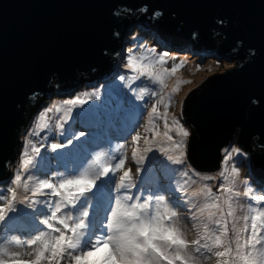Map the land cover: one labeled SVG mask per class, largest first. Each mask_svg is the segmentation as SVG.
I'll return each mask as SVG.
<instances>
[{
  "label": "water",
  "instance_id": "1",
  "mask_svg": "<svg viewBox=\"0 0 264 264\" xmlns=\"http://www.w3.org/2000/svg\"><path fill=\"white\" fill-rule=\"evenodd\" d=\"M138 19H157L172 51L225 69L183 102L190 168L214 173L228 146L241 147L264 190V0H0V188L41 111L119 72Z\"/></svg>",
  "mask_w": 264,
  "mask_h": 264
},
{
  "label": "snow or ice",
  "instance_id": "2",
  "mask_svg": "<svg viewBox=\"0 0 264 264\" xmlns=\"http://www.w3.org/2000/svg\"><path fill=\"white\" fill-rule=\"evenodd\" d=\"M143 10L147 11V6ZM155 15L161 14L157 12ZM165 63L164 56L150 59L145 55H129L126 68L133 75L120 77L122 81L132 82L129 89L136 100H142L149 94L159 96L152 104L149 120L144 126L145 133H151V136L141 137L137 132L131 139L135 177L131 168L126 167L127 153L110 158L106 155L104 159H95L89 164L92 157L86 146L96 135L91 131H80L78 134L69 131L65 136L66 143L51 144L53 151L68 148L70 155L80 158L69 172V178L61 177L58 182L40 179L30 189L28 181L34 178L28 175L25 179L22 173L36 167L35 157L40 156V148H31L35 156L30 155L27 149L22 153L20 170L12 181L15 187L7 190L8 195L0 194V224L17 219L31 227L28 217L32 214L25 208L34 209L35 204L44 203L47 211L40 210L43 218L39 224L47 231H41L27 242L26 247L30 251L0 248V264H206L209 258H214L215 264H264V195L252 194L250 189L243 193L237 191L235 177L238 176V169L235 167L230 175L223 171L220 173L225 182L219 185L216 192L207 184L191 192V197L202 195L205 198V202L199 205L189 200L182 203L181 198L175 195L177 191H184L183 185L179 189L171 186L175 169H172L170 177L171 201L155 191L146 196L133 194V189L139 193L158 171L152 168L155 157L149 153L159 152L171 164H185L184 145L189 132L178 118L172 117L169 123L167 109L172 94L179 92L180 86L190 81L178 80L167 97L150 91L148 87H132L144 78L158 85L163 92L166 80L184 66V61H181L169 69L163 67ZM129 102L134 104L127 93L122 96L117 94L114 100L84 109L78 113V118L89 127L127 121L133 110L124 107ZM85 103L87 101L78 96L63 101V108L53 105L47 111L55 109L70 117L75 106ZM161 104L165 109L163 113L159 112ZM39 120L45 123L41 125L38 122V127H48L46 113H42ZM157 120L163 121V132L159 131ZM63 123L57 126L63 128ZM173 132L180 139H176ZM83 137L88 139L82 140ZM142 138L145 146L141 149L139 141ZM28 143L31 144V141ZM224 151L225 164L231 159V152L242 154L240 149L235 148L231 152L228 149ZM182 176L191 179L187 171H183ZM188 179H185V184ZM202 179L213 177L203 176ZM21 186L25 191L30 190L33 197L44 195L52 199L42 202L25 196L17 200V189ZM241 195L255 202L256 206L239 204L237 198ZM17 203L25 205V208L18 211ZM184 204H191L188 209L191 215L186 219L193 222L191 229L195 238L192 240L187 238V224L178 211ZM240 210L244 213L242 216L237 215Z\"/></svg>",
  "mask_w": 264,
  "mask_h": 264
},
{
  "label": "rangeland",
  "instance_id": "3",
  "mask_svg": "<svg viewBox=\"0 0 264 264\" xmlns=\"http://www.w3.org/2000/svg\"><path fill=\"white\" fill-rule=\"evenodd\" d=\"M127 45L124 47V50ZM142 49H139L138 52L135 54L136 56L145 55L148 56L150 59L158 58L160 56H164L166 63L163 67L171 68L173 64H178L181 61H184V66L174 75L166 80V87L163 89V92H160V88L158 85L152 84L149 80L142 78L141 81H136L132 84L133 88L139 87H148L150 91H157L160 95L167 97L168 93L172 92L173 87L176 86L178 80L182 79L185 81H190L189 83H184L180 86L179 92L172 94V100L168 106V113H169V123H171L172 117L178 118L180 123L184 126V128L189 132L188 137L185 139V164L177 165L171 164L170 162L166 161V157L161 155L159 152L149 153L150 156H154L155 159L152 161V168L161 171L160 174L156 173L155 178L152 181L146 182L143 188H141L140 192L137 193L136 189H133V194H140L141 196H146L150 192L149 187H152L157 194L165 195L166 200L171 201L173 199V195L170 190V177L173 175L172 169H175L177 172L175 173V179L171 180V186L176 187L177 189L180 188V185L184 186V191H177L175 194L181 198V202L183 203L185 200L191 201L192 204H201L205 202V198L201 195L199 197H191V192L197 191L198 186L203 187L207 184L209 187L213 189V192L217 191V188L220 184L224 183L225 181L220 176V173L223 171L226 175L231 174V169L235 167L238 169V176L235 177V180H238V184L236 183V190L243 193L245 190L250 189L252 194L255 195H264V190L261 192H257L255 188L251 185V181L249 179V164H248V155L244 152L241 147H227L231 152V149H240L241 153L238 155L235 152H231V159L228 160L227 164L224 162V157L226 155L225 151L222 154V160L220 163L219 170L215 171L214 173H208L204 176L213 177L210 180H203L202 177L196 172H194L190 166L187 159L188 156V146H189V136H190V128L183 122L181 109L183 102L185 99L199 86L205 84L211 77L224 74L225 69L221 67L217 62L210 61L199 63V57L196 55H183L180 56L172 55L169 56L167 53H159L158 55H149L146 54ZM204 57V56H203ZM123 70L126 73H119L116 75L117 78L114 77L113 82L109 85L104 87L97 85L75 97H81L85 99L87 103L83 105H78L73 108L70 117L63 116L62 112H57L55 109L51 112L46 110L41 111L34 119L21 154L16 161L14 167L11 170V178L6 179V182L3 187L0 188V194L8 195L7 190L9 188L15 187L12 181L15 178V175L20 170V161L22 153L27 149L30 155L35 156L34 153H31V148L33 146L40 148V156H36V167L32 168L30 172L22 173L25 179H27L28 175L33 176V180H29V188L31 189L35 185H33L32 181H38L40 179H47L52 182H58V180L63 178H69V172L72 170L74 163L79 162V157L70 155L68 148H61L53 151L51 149V144L53 143H66L65 136L71 131L72 133H79L80 131L85 132H93L95 133V137L91 139L90 144L86 146V151L90 152L91 157L95 159H104L107 155L109 158L111 156H120L125 153L128 155V160L126 167H130L132 170V174L135 177L136 174V164L132 161L131 158V139L132 136L135 135L137 132L140 133L141 137L145 135L151 136V133H145L144 126L147 124L149 120L148 113L151 110L152 104L155 103L159 96L153 97L150 94L145 95L144 99L136 100L133 96V92L129 89V84L132 83L131 81L125 82L120 80L121 76H132L133 73L130 72L128 68H126V64L123 65ZM111 79L106 80L109 82ZM127 93L128 97H132L134 100V104L129 102L125 104V108L131 107L133 110L128 116V120H120L118 122L113 121L112 123H105L101 126L93 125L89 127L88 125L82 123V121L78 118V113L82 112L84 109H88L90 106H96L103 104L106 100H114L117 96L123 95ZM75 97L71 98L74 99ZM69 100V99H68ZM165 102H168L165 100ZM61 108L64 107L63 102L58 104ZM139 106V107H136ZM52 108V107H51ZM165 111L163 104L159 105V112L163 113ZM42 113H46L47 116V128L38 127V122L43 125L45 121H40L39 118ZM66 120L67 123H63ZM63 123V128L58 127L57 125ZM156 124L158 125L159 131H164V124L162 120H157ZM133 125L135 127L133 128ZM172 135L176 139H180V137L176 136L173 132ZM83 139H88V137H83ZM31 141V144L28 143ZM139 146L142 149L144 145L143 138L139 141ZM167 146V145H165ZM112 150V151H111ZM174 154V153H172ZM40 157H44L41 159ZM52 161L53 164L51 166L55 167V172H50L51 174L56 173L57 180L52 179L53 176L51 174H44L43 167L46 166V162ZM38 164H41V167L38 168ZM90 164V162H89ZM45 168V167H44ZM36 169L38 170V175H36ZM179 170V171H178ZM187 171L189 177L182 176V172ZM46 173V172H45ZM185 179H188L187 184L184 183ZM148 185V186H147ZM152 185H155L154 187ZM186 193V195H185ZM219 194V193H217ZM25 196H28L30 199L37 200V201H47L52 199L49 196L38 195L33 197L31 191H25L23 187L17 189V200L23 199ZM239 204L246 205V204H253L255 202L251 201L250 199L241 195L237 198ZM17 210L19 211L21 208H25L23 204H16ZM191 204H184L183 207L179 208L178 211L182 218H185V223L187 227L185 231L187 233V238L192 240L195 238V234L191 229L192 221L187 220L186 218L191 215L188 211ZM45 208L44 203H37L34 206V209H27L25 210L32 215L28 218L35 220L34 224H31L29 227L23 220L12 219L7 222V224H0V248L3 247H12L13 249H19L20 251H30L31 249L27 248V242L31 239H34L36 235H39L41 231H47L43 225L39 224V220L43 218L40 210ZM195 211V209H193ZM244 213L242 210L237 212L238 216H242ZM15 215V214H12ZM243 223L242 221L240 222ZM206 264H215L214 258H209Z\"/></svg>",
  "mask_w": 264,
  "mask_h": 264
},
{
  "label": "trees",
  "instance_id": "4",
  "mask_svg": "<svg viewBox=\"0 0 264 264\" xmlns=\"http://www.w3.org/2000/svg\"><path fill=\"white\" fill-rule=\"evenodd\" d=\"M138 21H140V20L138 19ZM140 22H141L140 25L136 26V27H133L132 30L130 31L131 34L128 35L127 42H126V43H128V45L125 48L126 50H124V53L122 54V57H121V59L119 60V62L117 64V68L119 70V72L116 71L117 74L126 73V71L123 70V65L127 63L128 56L129 55H135L138 52L139 49L144 50L145 52H147L146 54H149V55H152V56L153 55L156 56L159 53H167V55H169V56H172V55L180 56L181 54H183V55H188L189 59H192V58H190V54L191 53H190V49L189 48L184 49V51H182V52L176 53V52L172 51L173 49L170 48L169 45H167V44H165L163 42V40H162V38H160V36H164V34H163L164 32L160 30L161 26H160V24H159L157 19H153L151 21H140ZM142 26H144L145 28L151 27V28H153L155 30H159L160 31V32H158L159 36L154 35L153 32L145 30ZM131 27H132V25H131ZM129 50H131V52ZM212 60H216V59H214V58H203V56H200L198 61L201 64V63H204L206 61L210 62ZM116 72H114L113 77H110L111 80L109 82H106V81L105 82H100V83H96V82L92 83L91 82L89 84H85L83 88H89V86L90 87H92V86L96 87V84L99 85V86H102V87H104L106 85H109L111 82H113L114 77L117 78L116 77ZM93 80H91V81H93ZM75 91H77V90H73L72 92H75ZM65 94L66 93L61 94V95L65 96ZM55 95H57V93H54V96ZM56 97H57V99L60 98L58 95ZM37 102L38 103H34V105L29 108L30 112H29L28 120L31 117L33 111L36 110V107L40 105V103L42 102V99H38ZM49 102H47V103H49ZM248 152L250 154H252L253 156L256 154L255 152L252 151L251 148L248 150ZM93 160H95V158H93V157H92V160H89L90 164H92ZM45 164H46V166H44L45 168L43 167V171L46 172V173L44 172L45 175L46 174H51L50 172H53V171L55 172V167L51 166L53 164L52 161L46 162ZM40 167H41V164H38V168H40ZM37 172H38V170L36 169V173ZM160 173H161V171L158 172L157 174H160ZM11 175H12L11 170H9L8 174H7V179L8 180H9V178H11ZM51 175L53 176L52 179H54V180L58 179V178L57 179L54 178V177H56V173H53ZM250 183L255 188V190L257 192H261L262 191V189L259 186H257L256 183H254L252 181Z\"/></svg>",
  "mask_w": 264,
  "mask_h": 264
},
{
  "label": "bare ground",
  "instance_id": "5",
  "mask_svg": "<svg viewBox=\"0 0 264 264\" xmlns=\"http://www.w3.org/2000/svg\"><path fill=\"white\" fill-rule=\"evenodd\" d=\"M178 171H179V170H178ZM176 172H177V171H176ZM37 174H38V172L36 173V175H37ZM31 183H32L33 185H35L36 181H32ZM236 183L238 184V180H236ZM200 188H201V186H198V189H200ZM28 221H29L30 224H34V223H35V220H33V219L31 220V219L28 218Z\"/></svg>",
  "mask_w": 264,
  "mask_h": 264
},
{
  "label": "clouds",
  "instance_id": "6",
  "mask_svg": "<svg viewBox=\"0 0 264 264\" xmlns=\"http://www.w3.org/2000/svg\"><path fill=\"white\" fill-rule=\"evenodd\" d=\"M203 58H206V57H203ZM245 152V151H244ZM148 186V185H147ZM153 187L155 186V185H152ZM150 188V190L153 192L154 190L153 189H151L152 187H149Z\"/></svg>",
  "mask_w": 264,
  "mask_h": 264
}]
</instances>
